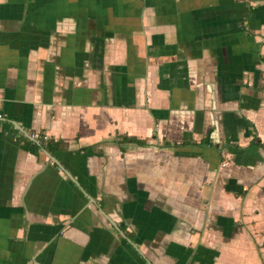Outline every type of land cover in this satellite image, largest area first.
<instances>
[{
  "label": "crops",
  "instance_id": "crops-1",
  "mask_svg": "<svg viewBox=\"0 0 264 264\" xmlns=\"http://www.w3.org/2000/svg\"><path fill=\"white\" fill-rule=\"evenodd\" d=\"M0 264H264V0H0Z\"/></svg>",
  "mask_w": 264,
  "mask_h": 264
},
{
  "label": "trees",
  "instance_id": "trees-1",
  "mask_svg": "<svg viewBox=\"0 0 264 264\" xmlns=\"http://www.w3.org/2000/svg\"><path fill=\"white\" fill-rule=\"evenodd\" d=\"M121 141L124 142H133L137 145L140 146H145L147 143L144 140L141 139H137L135 137H127V136H123L120 137ZM255 141V138L252 140V142ZM65 146H64V145ZM36 148L37 149H45L49 152H54V151H60V152H67L68 147L66 146V144L63 141H51L48 138H43L42 135H38V143H36Z\"/></svg>",
  "mask_w": 264,
  "mask_h": 264
},
{
  "label": "built area",
  "instance_id": "built-area-1",
  "mask_svg": "<svg viewBox=\"0 0 264 264\" xmlns=\"http://www.w3.org/2000/svg\"><path fill=\"white\" fill-rule=\"evenodd\" d=\"M31 139L34 141V142H38V134H31Z\"/></svg>",
  "mask_w": 264,
  "mask_h": 264
},
{
  "label": "water",
  "instance_id": "water-1",
  "mask_svg": "<svg viewBox=\"0 0 264 264\" xmlns=\"http://www.w3.org/2000/svg\"><path fill=\"white\" fill-rule=\"evenodd\" d=\"M51 159H52V158H51ZM53 161H54L55 163H57V162H56V159H54Z\"/></svg>",
  "mask_w": 264,
  "mask_h": 264
}]
</instances>
